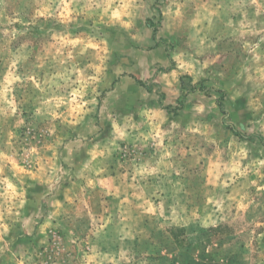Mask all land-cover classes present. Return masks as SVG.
<instances>
[{"label":"rangeland","instance_id":"rangeland-1","mask_svg":"<svg viewBox=\"0 0 264 264\" xmlns=\"http://www.w3.org/2000/svg\"><path fill=\"white\" fill-rule=\"evenodd\" d=\"M0 264H264V0H0Z\"/></svg>","mask_w":264,"mask_h":264}]
</instances>
